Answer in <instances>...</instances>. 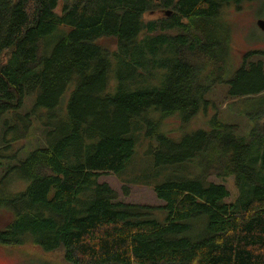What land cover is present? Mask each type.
<instances>
[{
    "label": "trees",
    "instance_id": "1",
    "mask_svg": "<svg viewBox=\"0 0 264 264\" xmlns=\"http://www.w3.org/2000/svg\"><path fill=\"white\" fill-rule=\"evenodd\" d=\"M247 1L0 0V159L9 160L0 211L12 214L0 245L31 242L67 264H264V98L247 135L217 118L180 140L158 132L165 119L187 123L209 105L206 64L223 63L228 45L211 36L216 19ZM111 39L113 52L99 43ZM246 60L229 71L232 99L264 94V64ZM33 95L29 114L43 123L45 146L19 161L12 146L31 123L19 110ZM140 122L156 141L153 181L172 173L154 187L162 208L122 202L98 182L124 176ZM193 164L198 175L182 174ZM213 175L234 178L232 203ZM18 180L27 187L8 193Z\"/></svg>",
    "mask_w": 264,
    "mask_h": 264
},
{
    "label": "rangeland",
    "instance_id": "2",
    "mask_svg": "<svg viewBox=\"0 0 264 264\" xmlns=\"http://www.w3.org/2000/svg\"><path fill=\"white\" fill-rule=\"evenodd\" d=\"M170 13L156 12L144 17V20L159 19L163 17H169ZM264 21V0H255L250 2H244L240 6L235 4L224 5L216 19V28L211 35L217 41L222 42L223 39H228V45L218 53L227 56L223 63L214 64L210 62L207 65V69H211L212 75L209 77L210 88L205 95V100L209 105L206 108H202L199 113L190 119L187 123L182 121L179 115H175L165 119L161 124V130L158 131L174 140H180L182 136L191 134L197 130L203 129L210 131L211 122L214 118H217L218 122L223 124H231L239 131V134L247 135L252 127H258L254 121L255 110L261 105V100L264 98V94L256 97H245L232 99L229 96V89L227 82L232 78L230 72L237 71L246 60L250 62H262L264 64V32L259 28V21ZM99 43L106 46L110 52L116 49V42L114 40L99 41ZM249 53V57H246ZM210 60V59H209ZM208 61V60H205ZM221 65V66H219ZM219 67H222V71H217ZM225 68L226 71H223ZM230 71V72H229ZM224 72V73H223ZM156 74L159 71L155 72ZM221 76V78L219 77ZM207 81V82H208ZM159 85L158 81H154ZM207 85L206 83H204ZM72 90V89H71ZM70 91L66 93L63 104L68 103ZM29 99V98H28ZM34 95L29 99L24 107L19 110L23 116L30 118V127L26 132L27 137L20 139L13 144V152L18 151V160H24L29 155L30 151L45 146V128L43 123L37 119L36 114H29L31 107L34 103ZM42 113V112H40ZM40 113L39 114L40 116ZM156 117L159 112H154ZM43 118V117H42ZM142 128L135 130L137 133L138 143L136 144L135 154L131 158L130 165L125 171L124 176L119 178L116 175H101L98 178L99 183L108 184L119 195V200L130 204H140L162 208L165 206V202L159 200L156 197L154 187L160 183H163L165 177L172 174L170 170L162 171L161 175L155 181L152 179L153 171L157 170L154 164L153 151L156 148V141L154 138L145 137V123L140 122ZM144 133V134H143ZM1 134V133H0ZM22 158V159H21ZM8 159H0V179L4 176V169ZM176 167V166H173ZM189 173V175L187 174ZM185 176L198 175L199 169L193 164L189 165L186 172H183ZM149 177L144 182H148L147 185L140 183L143 177ZM141 177V178H140ZM140 178V179H139ZM209 182L224 185L230 192L231 196L226 202L232 203L237 197V187L233 177L222 179L216 175L208 178ZM28 182L24 183L18 180L12 186L4 187L8 193H16L25 189ZM124 187H127L129 195H125ZM4 190V191H5ZM12 214L6 210L0 211V230L4 229L11 221ZM157 218L163 219V215L157 212ZM0 264H67L63 260V256L60 253H45L38 246L28 242L20 247H8L0 245Z\"/></svg>",
    "mask_w": 264,
    "mask_h": 264
},
{
    "label": "water",
    "instance_id": "3",
    "mask_svg": "<svg viewBox=\"0 0 264 264\" xmlns=\"http://www.w3.org/2000/svg\"><path fill=\"white\" fill-rule=\"evenodd\" d=\"M257 23H258L259 28L264 32V21L261 20V21H259Z\"/></svg>",
    "mask_w": 264,
    "mask_h": 264
}]
</instances>
